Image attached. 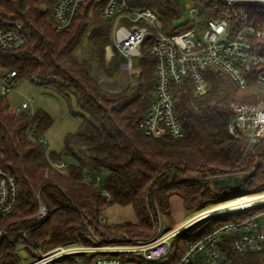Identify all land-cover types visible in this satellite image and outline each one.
<instances>
[{
    "label": "trees",
    "instance_id": "obj_1",
    "mask_svg": "<svg viewBox=\"0 0 264 264\" xmlns=\"http://www.w3.org/2000/svg\"><path fill=\"white\" fill-rule=\"evenodd\" d=\"M0 0V20L6 24L20 22L27 44L15 51L0 50V66L15 71L16 81H37L68 102H75L82 120L75 133L68 134L60 153H48L44 136L53 120L44 111L32 115L15 113L0 97V165L15 178L19 189L16 210L0 220V228L29 231L33 244L43 248L89 244L87 236L95 233L108 240L124 235L146 240L153 236L158 214L167 219L166 231L174 227L171 218L173 195L182 197L187 209L198 213L221 202L212 194L207 181L191 180L195 173L219 174L247 170L252 176L241 187L248 193L264 192V146L245 153L240 140L228 132L232 118L231 103L264 102V87L255 82L242 90L223 72L208 69L206 95L196 97L188 81L174 84L173 94L186 137L175 140L169 135L147 136L140 128L155 94L156 62L149 53L150 39L141 48L140 72L122 91L103 89L93 74V63L110 80L118 77L119 58L112 68L104 62L110 45L113 20L103 16L104 5L86 0L76 10L70 25L56 32L52 12L59 0ZM191 1L199 11L201 24L217 16L227 17L233 27L239 23L264 21V10L251 6L228 7L212 0H128L133 9L149 8L156 12L165 33L183 32L188 25H176L182 18L181 4ZM90 48V59H79L77 53ZM92 59V60H91ZM85 148L89 161L74 149ZM65 157L73 160L65 174L52 168V162ZM89 169H88V168ZM100 174L107 170L103 184L111 195L107 200L98 189L81 182L85 170ZM220 190V189H219ZM221 191V190H220ZM48 208L46 219L35 218L39 203ZM111 205L131 206L136 221L103 224L104 211ZM238 215L214 216L193 234L177 240L180 252L191 242L201 239ZM21 236L0 241V264H20L16 248ZM228 238L225 249L232 264H264L263 254L246 258L231 250ZM137 264H173L174 261L148 263L135 256Z\"/></svg>",
    "mask_w": 264,
    "mask_h": 264
},
{
    "label": "built area",
    "instance_id": "obj_2",
    "mask_svg": "<svg viewBox=\"0 0 264 264\" xmlns=\"http://www.w3.org/2000/svg\"><path fill=\"white\" fill-rule=\"evenodd\" d=\"M86 0H59L52 17L56 32L66 29L74 13ZM104 5L103 16L113 20L110 45L105 49L107 62L115 56L119 58L120 70L128 72L130 82L140 72L141 48L149 38V53L156 62L155 94L140 128L147 136L169 135L175 140L186 137L177 103L173 94L174 84L192 86L194 95L201 97L208 92L205 72L216 69L225 73L235 85L244 90L255 82L264 87V21L239 23L233 27L225 16L213 17L201 24L199 11L191 1L184 2L189 10L188 29L165 33L163 24L156 12L149 8L133 9L128 0H96ZM228 7L251 6L264 10V0H212ZM27 44L22 33V24H6L0 20V50L15 51ZM111 53L108 55V49ZM16 72L0 66V97H7L16 89ZM33 98H28L13 112L28 111L32 114ZM232 118L228 124L229 134L240 140L245 153L264 146V102L257 104L231 103ZM33 115V114H32ZM47 144V141H43ZM52 168L65 174L68 162H52ZM247 170L219 174L201 173V179L212 180L226 176H242ZM81 182L100 191L107 200L111 195L104 189L102 178L95 172L85 170ZM216 188V187H214ZM219 189V188H217ZM19 189L17 181L0 165V220L10 216L18 207ZM48 208L39 203L35 218L46 219ZM238 215L233 221L201 239L188 244L182 252L176 244L181 232L196 222L211 216ZM264 192L240 194L220 207L208 209L192 216L182 226L169 231L160 227L156 234L146 240L132 239L127 235L118 242L103 243L101 237L91 231L87 239L68 245L52 248L37 246L29 238V231L15 232L9 227L0 228V241L21 236L16 248V256L21 264H137L133 256L148 262L174 261L173 264H232L229 252L225 249L226 239L231 250L242 257L250 254L264 255ZM103 224L106 219L103 218ZM161 223V220H160Z\"/></svg>",
    "mask_w": 264,
    "mask_h": 264
},
{
    "label": "rangeland",
    "instance_id": "obj_3",
    "mask_svg": "<svg viewBox=\"0 0 264 264\" xmlns=\"http://www.w3.org/2000/svg\"><path fill=\"white\" fill-rule=\"evenodd\" d=\"M44 7H45L44 0H41L39 7H38L39 12H42L44 10ZM181 11H182L183 16L181 19H179L176 22V25L178 26L187 24L189 20V16L187 14L189 10L185 3L181 4ZM90 52H91L90 48L87 46H84V49L79 51L77 53V56L81 60L86 59V58L90 59L91 57H93L92 55H90ZM113 60L114 59H112L111 62H107L106 55H105L104 62H105L106 67L111 69ZM138 62H139L138 60H135L136 66H138ZM92 63H93L92 72L94 76L98 79L99 85L102 87L103 83L101 82L104 79L108 80V78L103 74L102 70L97 65L96 61L93 60ZM134 80L135 78H133V81ZM28 98L34 99V102L32 104V109H31V112L33 115L39 111H44L45 113L50 115V117L52 118L53 124L44 136L45 140L47 141L46 150L48 151V153H52V152L60 153L64 148L65 137L68 134H72L78 131L81 125V122H82L81 118L79 116H76V113L79 112L77 105L75 104L74 101L70 103L66 101V99H64L63 97H60L59 95H57L55 92L39 85L37 81H30V80H23V81L17 82L16 89L12 91L5 98L4 103L5 105L9 106L11 111H13L17 107H20L21 104L24 101H26ZM74 149L76 150V152L79 154L81 158H83L85 161H89V158H90L89 153L85 148H78L75 146ZM64 160L67 161L68 164H73V160H71L69 157H65ZM200 174L201 173L193 172L189 174L188 177L191 180L207 181V180L201 179ZM99 175L101 176L103 183H105V181L109 177V172L107 170H103L100 172ZM247 193L248 192H246L241 186L232 187L227 190H221V191L217 188L212 187V194L215 196H220L221 202L217 204H213L212 206H208L205 210L220 207L226 202H228L229 200H231L232 198H234L235 196L240 195V194H247ZM170 202H171V209H172L170 221L172 220V223H174V227L172 229L182 226L192 216L200 213V212L198 213L197 210L187 209L184 206L182 197L178 195H173L170 198ZM103 216L106 219V224H109V225L123 224L126 221H136L135 213L131 206L121 207L119 205H111L104 211ZM217 216H220V215H217ZM212 217L214 216L206 217L196 222L195 224L189 226L185 230H183L181 232V238H184L185 235L187 234H193L194 232H196L198 228L200 229L202 225L204 226L205 222ZM160 220H161V223H160ZM258 220L260 222H264V217H261ZM168 224H169L168 220L163 219V217L158 214V223L156 225L155 234L160 227L163 229V231L168 230L167 229ZM108 238H111V237L107 236L105 239L102 238L103 243L118 242L120 237L117 239H112V240L110 239L108 240ZM21 263L22 261L20 262V264Z\"/></svg>",
    "mask_w": 264,
    "mask_h": 264
},
{
    "label": "water",
    "instance_id": "obj_4",
    "mask_svg": "<svg viewBox=\"0 0 264 264\" xmlns=\"http://www.w3.org/2000/svg\"><path fill=\"white\" fill-rule=\"evenodd\" d=\"M251 176V173H246L242 176H226L213 179L211 183L214 187L219 188L220 190H227L232 187L241 186L243 183L247 182Z\"/></svg>",
    "mask_w": 264,
    "mask_h": 264
},
{
    "label": "crops",
    "instance_id": "obj_5",
    "mask_svg": "<svg viewBox=\"0 0 264 264\" xmlns=\"http://www.w3.org/2000/svg\"><path fill=\"white\" fill-rule=\"evenodd\" d=\"M102 87L111 93H117L124 90L130 83V76L128 72L120 70L116 79L110 80L104 79ZM101 82V83H102Z\"/></svg>",
    "mask_w": 264,
    "mask_h": 264
},
{
    "label": "bare ground",
    "instance_id": "obj_6",
    "mask_svg": "<svg viewBox=\"0 0 264 264\" xmlns=\"http://www.w3.org/2000/svg\"><path fill=\"white\" fill-rule=\"evenodd\" d=\"M110 53H111V50H110V48L108 49V55H110ZM103 83V82H102Z\"/></svg>",
    "mask_w": 264,
    "mask_h": 264
}]
</instances>
